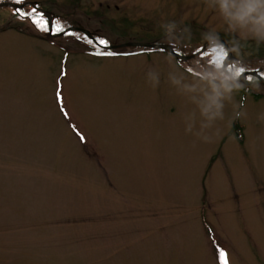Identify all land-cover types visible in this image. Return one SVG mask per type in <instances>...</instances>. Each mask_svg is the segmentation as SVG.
Here are the masks:
<instances>
[{
	"label": "rangeland",
	"instance_id": "374dc122",
	"mask_svg": "<svg viewBox=\"0 0 264 264\" xmlns=\"http://www.w3.org/2000/svg\"><path fill=\"white\" fill-rule=\"evenodd\" d=\"M223 28L205 0H0V264H264V83L210 129L192 102L198 65L232 66ZM243 57L264 75V45Z\"/></svg>",
	"mask_w": 264,
	"mask_h": 264
},
{
	"label": "clouds",
	"instance_id": "9594fccd",
	"mask_svg": "<svg viewBox=\"0 0 264 264\" xmlns=\"http://www.w3.org/2000/svg\"><path fill=\"white\" fill-rule=\"evenodd\" d=\"M205 4L209 10L217 14L224 25L223 31L227 39L222 44L220 33L210 29L202 33L203 40L216 52L234 54V59L229 62L231 67L228 64L217 67L207 62L198 65L201 69L199 80L202 86L199 89V98L192 102L196 105L200 117L206 122L202 127L210 129L217 120L224 118L226 102L232 100L235 92L245 87H249L250 90L259 88L257 79L246 77L241 81L240 77L247 68L243 51L249 41L256 46L264 45V0H205ZM175 26V23H171L167 28L171 30ZM168 43L174 44L175 41L170 39ZM241 69L243 71H239ZM242 115L244 113L241 111H235L233 118ZM209 139L208 135L204 137L205 141Z\"/></svg>",
	"mask_w": 264,
	"mask_h": 264
},
{
	"label": "water",
	"instance_id": "95a60500",
	"mask_svg": "<svg viewBox=\"0 0 264 264\" xmlns=\"http://www.w3.org/2000/svg\"><path fill=\"white\" fill-rule=\"evenodd\" d=\"M75 29H77V28H75ZM134 44H136L138 46H147V47L161 48V49H164V50L168 51L169 53L175 55L176 57H179V55L170 46H167V45L163 46V45H159V44H155V43H148V42L147 43L146 42H144V43L143 42L142 43H134ZM181 57L183 59H185V60L190 58V56L189 57L188 56H181ZM252 74L256 75L258 78H260L257 74H255V73H252Z\"/></svg>",
	"mask_w": 264,
	"mask_h": 264
},
{
	"label": "trees",
	"instance_id": "16d2710c",
	"mask_svg": "<svg viewBox=\"0 0 264 264\" xmlns=\"http://www.w3.org/2000/svg\"><path fill=\"white\" fill-rule=\"evenodd\" d=\"M24 11L26 13H28L30 11V8H26L24 9ZM13 14L15 15L16 18H19L21 20V18L19 17V15L14 11ZM24 20V19H23ZM233 129H234V133L236 135V138L239 140V141H242L243 140V136H242V126H239L238 122H234L233 124ZM233 131V130H232ZM237 133V134H236Z\"/></svg>",
	"mask_w": 264,
	"mask_h": 264
},
{
	"label": "snow or ice",
	"instance_id": "6c2138e0",
	"mask_svg": "<svg viewBox=\"0 0 264 264\" xmlns=\"http://www.w3.org/2000/svg\"><path fill=\"white\" fill-rule=\"evenodd\" d=\"M15 2L16 3H23V0H15ZM33 12H35V9H33ZM17 14L24 15V13H20L19 10H17ZM34 23L38 24L41 28H43L45 31H47V28H45V26L41 20H36V21H34ZM60 30L61 29L59 27H57V31H60ZM100 43L105 44L106 42L104 40H101ZM109 55H111V54L109 53ZM237 74L239 75L240 73L238 72ZM220 255H221V257H223L224 253H221Z\"/></svg>",
	"mask_w": 264,
	"mask_h": 264
}]
</instances>
